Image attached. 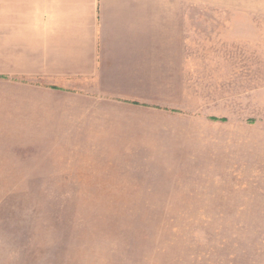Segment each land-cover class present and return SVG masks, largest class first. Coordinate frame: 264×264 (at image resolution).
<instances>
[{"label":"rangeland","instance_id":"1","mask_svg":"<svg viewBox=\"0 0 264 264\" xmlns=\"http://www.w3.org/2000/svg\"><path fill=\"white\" fill-rule=\"evenodd\" d=\"M148 2L176 55L143 95L0 49V264H264V0Z\"/></svg>","mask_w":264,"mask_h":264},{"label":"crops","instance_id":"2","mask_svg":"<svg viewBox=\"0 0 264 264\" xmlns=\"http://www.w3.org/2000/svg\"><path fill=\"white\" fill-rule=\"evenodd\" d=\"M158 27L148 0H0L8 69L20 61L31 76L93 100L143 95L159 59L176 55Z\"/></svg>","mask_w":264,"mask_h":264}]
</instances>
